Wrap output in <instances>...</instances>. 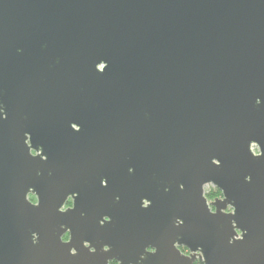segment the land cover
I'll use <instances>...</instances> for the list:
<instances>
[{
    "label": "water",
    "instance_id": "water-1",
    "mask_svg": "<svg viewBox=\"0 0 264 264\" xmlns=\"http://www.w3.org/2000/svg\"><path fill=\"white\" fill-rule=\"evenodd\" d=\"M113 260L264 264V0H0V264Z\"/></svg>",
    "mask_w": 264,
    "mask_h": 264
},
{
    "label": "clouds",
    "instance_id": "clouds-1",
    "mask_svg": "<svg viewBox=\"0 0 264 264\" xmlns=\"http://www.w3.org/2000/svg\"><path fill=\"white\" fill-rule=\"evenodd\" d=\"M252 150H253V152L256 153L257 155L260 154V149H259V147H258L256 144H253V145H252ZM206 189H208V190H215V191L217 192V194L220 196V198H223V193L220 192L218 189H216L214 185H208V186H206ZM28 199H29L30 201H32V203H34V204L38 203V199H37V197L35 196V194H30L29 197H28ZM72 206H73L72 199L69 198V201H68V203L64 206V208H65V209H68V208H71ZM213 211H215L214 208H213ZM228 211H229V212H233V211H234V209L232 208V206H229ZM63 239H64V241H69V240L71 239V234H70V233L66 234V235L63 237ZM178 247H180L181 252H183L184 254H186V255H190V254H191V253L189 252V250H188L186 247H182V246H179V245H178ZM73 251L75 252V249H74ZM149 251H151V252H155L156 249H154V248H150ZM109 264H121V262L118 261V260H113V261H110ZM197 264H202V261H197Z\"/></svg>",
    "mask_w": 264,
    "mask_h": 264
},
{
    "label": "trees",
    "instance_id": "trees-1",
    "mask_svg": "<svg viewBox=\"0 0 264 264\" xmlns=\"http://www.w3.org/2000/svg\"><path fill=\"white\" fill-rule=\"evenodd\" d=\"M205 194H206L207 198L210 201H213V200H215L217 198H220V196L217 194V192L215 190H208V189H206V193ZM197 261H200V260H197ZM197 261L194 264H197ZM202 264H203V262H202Z\"/></svg>",
    "mask_w": 264,
    "mask_h": 264
},
{
    "label": "snow or ice",
    "instance_id": "snow-or-ice-1",
    "mask_svg": "<svg viewBox=\"0 0 264 264\" xmlns=\"http://www.w3.org/2000/svg\"><path fill=\"white\" fill-rule=\"evenodd\" d=\"M34 155H35V153H34ZM216 163L218 164V163H220V161H216ZM107 185H108V181H105L104 182V186L107 187ZM146 206H147V202H146ZM103 220H106V221H109L110 222L111 221V217L108 216V215H105L103 217ZM105 250L107 251L108 249L106 248ZM92 251H95V249L93 248Z\"/></svg>",
    "mask_w": 264,
    "mask_h": 264
},
{
    "label": "flooded vegetation",
    "instance_id": "flooded-vegetation-1",
    "mask_svg": "<svg viewBox=\"0 0 264 264\" xmlns=\"http://www.w3.org/2000/svg\"><path fill=\"white\" fill-rule=\"evenodd\" d=\"M68 201H69V200H68ZM31 202H32V201H31ZM72 202H73V201H72ZM67 203H68V202H67ZM67 203H66V204H67ZM72 207H73V206H72ZM64 209H65V208H64ZM65 235H66V234H65ZM65 235H64V236H65ZM63 240H64V239H63Z\"/></svg>",
    "mask_w": 264,
    "mask_h": 264
}]
</instances>
